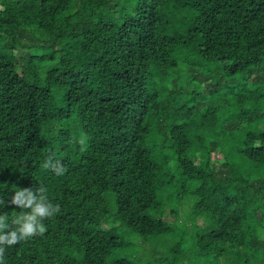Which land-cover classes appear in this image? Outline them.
<instances>
[{"label":"trees","instance_id":"trees-1","mask_svg":"<svg viewBox=\"0 0 264 264\" xmlns=\"http://www.w3.org/2000/svg\"><path fill=\"white\" fill-rule=\"evenodd\" d=\"M40 184L5 264H264V0H0V196Z\"/></svg>","mask_w":264,"mask_h":264},{"label":"clouds","instance_id":"clouds-1","mask_svg":"<svg viewBox=\"0 0 264 264\" xmlns=\"http://www.w3.org/2000/svg\"><path fill=\"white\" fill-rule=\"evenodd\" d=\"M41 167L53 171L57 176H62L66 171L62 163L52 155L48 156ZM47 191L40 184L35 188H16L10 199L0 196V209L9 205L20 209L13 210L11 214L0 211V264H5L8 248L35 236H42L47 231L44 221L61 211L58 204L49 200Z\"/></svg>","mask_w":264,"mask_h":264},{"label":"rangeland","instance_id":"rangeland-1","mask_svg":"<svg viewBox=\"0 0 264 264\" xmlns=\"http://www.w3.org/2000/svg\"><path fill=\"white\" fill-rule=\"evenodd\" d=\"M210 158H211V160L212 161H218L220 158H221V155H220V152H217V151H215V152H211L210 153ZM175 160H173V159H171L170 161H169V167H170V169H172L173 168V166L175 165ZM187 207H188V202H184V210H186L187 209ZM183 210V212L182 213H185L186 211H184Z\"/></svg>","mask_w":264,"mask_h":264}]
</instances>
